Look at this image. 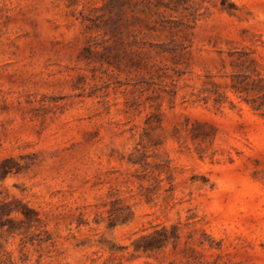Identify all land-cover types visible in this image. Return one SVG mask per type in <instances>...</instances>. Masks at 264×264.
<instances>
[{"label":"rangeland","instance_id":"obj_1","mask_svg":"<svg viewBox=\"0 0 264 264\" xmlns=\"http://www.w3.org/2000/svg\"><path fill=\"white\" fill-rule=\"evenodd\" d=\"M249 58L264 0H0V264H264Z\"/></svg>","mask_w":264,"mask_h":264},{"label":"trees","instance_id":"obj_2","mask_svg":"<svg viewBox=\"0 0 264 264\" xmlns=\"http://www.w3.org/2000/svg\"><path fill=\"white\" fill-rule=\"evenodd\" d=\"M242 55L247 56L248 53L244 52L240 57ZM240 65L243 72L232 74L230 88L234 93L241 96L254 112L264 116V76L257 67L254 58H249V63H246V60L241 61ZM215 101L219 103L218 99H215ZM7 173L6 170L0 172V178H4ZM0 209L1 215L9 216L12 213H20L27 221L38 220L37 212L17 198L4 202ZM8 220L11 223L12 219L9 218ZM8 230L10 232L14 230L11 224Z\"/></svg>","mask_w":264,"mask_h":264}]
</instances>
